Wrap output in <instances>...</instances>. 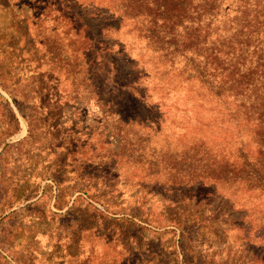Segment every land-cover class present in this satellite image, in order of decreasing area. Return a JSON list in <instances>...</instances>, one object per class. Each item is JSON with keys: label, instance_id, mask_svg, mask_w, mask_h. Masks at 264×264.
<instances>
[{"label": "rangeland", "instance_id": "1", "mask_svg": "<svg viewBox=\"0 0 264 264\" xmlns=\"http://www.w3.org/2000/svg\"><path fill=\"white\" fill-rule=\"evenodd\" d=\"M45 2L0 0V264H264L255 201L188 187L208 158L174 125L100 135L92 88ZM156 64L161 101L179 83Z\"/></svg>", "mask_w": 264, "mask_h": 264}, {"label": "trees", "instance_id": "2", "mask_svg": "<svg viewBox=\"0 0 264 264\" xmlns=\"http://www.w3.org/2000/svg\"><path fill=\"white\" fill-rule=\"evenodd\" d=\"M45 1L53 22L63 23L68 55H78L83 90L92 88L100 135H168L174 125L179 141L208 158L207 172L187 186L254 200L263 246L264 0ZM152 61L179 83L161 101L150 88L159 87L146 68Z\"/></svg>", "mask_w": 264, "mask_h": 264}]
</instances>
